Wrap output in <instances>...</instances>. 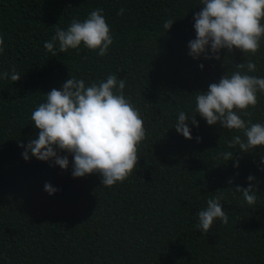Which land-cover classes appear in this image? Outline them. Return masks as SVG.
<instances>
[{
    "label": "trees",
    "instance_id": "16d2710c",
    "mask_svg": "<svg viewBox=\"0 0 264 264\" xmlns=\"http://www.w3.org/2000/svg\"><path fill=\"white\" fill-rule=\"evenodd\" d=\"M202 7L201 0H0V73L15 65L21 76L0 79V264H264V146L229 149L227 141L242 134L209 126L199 114V127L188 123L191 140L174 128L180 111L195 114V93L207 92L236 64L251 59V74L264 77V40L255 56L238 49H222L220 60L188 55ZM96 8L114 38L107 55L83 43L56 56L47 52L44 42L57 27ZM169 18L175 21L166 31ZM109 74L126 80L125 95L144 120L146 139L132 174L106 187L98 174L73 178L65 152L67 170L25 161L19 144L37 138L31 113L45 95L70 76L98 83ZM248 111L253 123H264V94ZM224 151L233 159H214ZM249 175L258 186L253 206L232 194L248 187ZM45 183L58 191L49 195ZM217 195L229 222L217 219L202 233L196 214Z\"/></svg>",
    "mask_w": 264,
    "mask_h": 264
},
{
    "label": "clouds",
    "instance_id": "9594fccd",
    "mask_svg": "<svg viewBox=\"0 0 264 264\" xmlns=\"http://www.w3.org/2000/svg\"><path fill=\"white\" fill-rule=\"evenodd\" d=\"M203 6L194 15L196 38L188 43V55L199 59L220 60L222 49L232 53L234 49L244 55L255 56L264 40V0H201ZM125 9L118 10L123 15ZM175 20L169 18L163 28L169 30ZM113 35L106 22L104 10L96 8L83 20L74 18L68 27H57L44 48L52 56L78 49L81 44L97 55H107L113 44ZM4 38L0 36V53H3ZM210 50V53H209ZM203 64L200 68L203 69ZM257 65L251 59L236 64L231 74L225 73L218 82L209 84L207 92L195 93V114L189 117L180 111L174 128L177 133L191 140L192 125L199 127L196 115L199 114L209 126L217 123L224 129L241 133L227 141L229 149L239 147V151L250 153L258 146H264V123H253L252 113L258 93L264 94V77L252 75ZM0 79L17 82L21 79L15 65L11 70L0 73ZM125 79H118L116 74L107 75L106 79L86 83L83 78H70L58 90L53 88L45 95L46 99L31 113L34 127L39 130L35 139L29 140L23 159L29 161L35 157L40 161H52L61 169L67 170L72 156L73 178H82L98 174L101 184L106 187L123 183L136 169L140 157L139 146L146 139V129L140 109L126 97ZM243 117H249L244 119ZM200 142V137H197ZM232 151L218 153L214 159L228 161L233 159ZM264 163V158H262ZM52 166V165H50ZM236 167L239 161H236ZM264 171V169H261ZM248 187L236 186L232 192L242 194L243 201L253 206L257 201L258 186L248 176ZM229 184L232 183L230 179ZM233 189V188H230ZM44 191L54 195L58 189L45 183ZM222 195L207 199L206 208L197 212L198 222L194 225L202 233H208L219 219L224 225L229 222L227 211L222 207Z\"/></svg>",
    "mask_w": 264,
    "mask_h": 264
}]
</instances>
